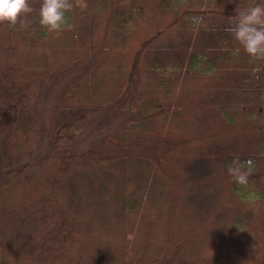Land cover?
<instances>
[{"label": "trees", "instance_id": "16d2710c", "mask_svg": "<svg viewBox=\"0 0 264 264\" xmlns=\"http://www.w3.org/2000/svg\"><path fill=\"white\" fill-rule=\"evenodd\" d=\"M30 2L0 23V264H264V58L228 30L256 0H71L60 31Z\"/></svg>", "mask_w": 264, "mask_h": 264}, {"label": "clouds", "instance_id": "9594fccd", "mask_svg": "<svg viewBox=\"0 0 264 264\" xmlns=\"http://www.w3.org/2000/svg\"><path fill=\"white\" fill-rule=\"evenodd\" d=\"M72 8L71 0H41L39 23L49 31H60L67 23L66 12ZM32 11L30 0H0V23L15 24L22 14ZM250 56L264 58V0L239 10L228 28ZM239 184L247 183V172L237 171Z\"/></svg>", "mask_w": 264, "mask_h": 264}, {"label": "rangeland", "instance_id": "374dc122", "mask_svg": "<svg viewBox=\"0 0 264 264\" xmlns=\"http://www.w3.org/2000/svg\"><path fill=\"white\" fill-rule=\"evenodd\" d=\"M74 70L77 71L78 68H75ZM74 70L71 71V73L75 72ZM259 77L261 78V80L264 81V69L261 71ZM90 116H91L90 121L95 120L96 117H97V116H95V115H90ZM91 128H92V125H91V124H88V125H86V128H85L84 130H85V131L88 130V131H86V132L88 133V132L90 131L89 129H91ZM96 140H97V137H93L92 135L90 136L89 133H88L87 138H86V137H84V138H79L78 141H77V144H76V145H77L78 148H86V147L88 146V144H90L91 142H94V141H96ZM41 155H42V153L37 154V155L31 160V162H30V164H29V167H31V166H32V167H35V165L39 162V160H40V158H41Z\"/></svg>", "mask_w": 264, "mask_h": 264}]
</instances>
